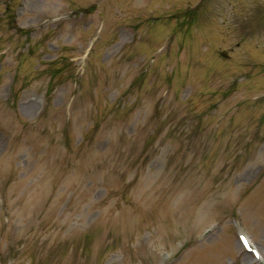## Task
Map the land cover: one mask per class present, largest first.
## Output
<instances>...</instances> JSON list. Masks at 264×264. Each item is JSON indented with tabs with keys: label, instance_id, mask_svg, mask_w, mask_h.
I'll return each instance as SVG.
<instances>
[{
	"label": "rangeland",
	"instance_id": "1",
	"mask_svg": "<svg viewBox=\"0 0 264 264\" xmlns=\"http://www.w3.org/2000/svg\"><path fill=\"white\" fill-rule=\"evenodd\" d=\"M0 264H264V0H0Z\"/></svg>",
	"mask_w": 264,
	"mask_h": 264
},
{
	"label": "trees",
	"instance_id": "2",
	"mask_svg": "<svg viewBox=\"0 0 264 264\" xmlns=\"http://www.w3.org/2000/svg\"><path fill=\"white\" fill-rule=\"evenodd\" d=\"M60 77L61 76H58V80H60ZM62 80V79H61ZM54 82H51L50 83V86H49V89H48V91H47V94H49L51 91H52V89L54 88V85H55V83L53 84ZM11 98H15L16 97V95H15V92L12 90L11 91V96H10Z\"/></svg>",
	"mask_w": 264,
	"mask_h": 264
}]
</instances>
